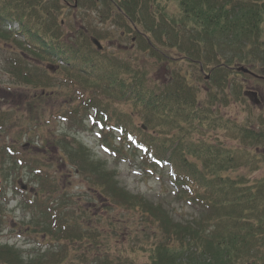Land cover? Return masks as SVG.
<instances>
[{
    "label": "trees",
    "instance_id": "16d2710c",
    "mask_svg": "<svg viewBox=\"0 0 264 264\" xmlns=\"http://www.w3.org/2000/svg\"><path fill=\"white\" fill-rule=\"evenodd\" d=\"M71 17L74 22L93 17L94 22L75 28ZM100 24L119 30L120 40L131 37L130 45L138 53L124 57L106 45L97 50L93 40L110 44L114 35L99 29ZM263 28L264 0H0V67L20 83L37 88L56 77L39 65L50 63L56 74H63L66 85L81 87L66 108L50 115L66 126L60 141L67 164L97 184L101 194L117 190L125 195L126 208L156 226L163 241L140 249L147 252L149 264H264V178L231 175L246 167L254 171L259 159L253 151L210 142L207 136L228 132L249 148L264 146L263 116L255 119L261 129H252L212 111L219 103L229 105L232 96L244 101L242 93L228 85L227 76L236 67L255 69L257 62L264 63ZM164 68L168 78L154 79ZM201 82L207 86L202 102L198 96L203 92L196 87ZM30 102L35 105L31 114L1 109L0 132H26L25 119L38 120V103ZM85 123L113 159L139 161L138 167L149 175L166 172L173 197L192 212L191 219L175 221L161 204L111 187L115 172L90 161L84 146L76 142L74 135ZM70 134L71 139L65 138ZM4 163L28 170L44 187L50 182L42 163L13 144L0 148V164ZM42 188L35 202L26 197L23 201L41 214L35 215L41 236L74 248L86 244L87 252L90 244L97 247L91 230L82 231L61 215L63 209L39 199ZM57 246L54 252L32 254L29 264H63L71 252L79 264L87 263L78 248L69 253L66 246L63 250ZM25 262L17 249L0 245V264ZM95 264L132 261L108 255L96 258Z\"/></svg>",
    "mask_w": 264,
    "mask_h": 264
},
{
    "label": "rangeland",
    "instance_id": "374dc122",
    "mask_svg": "<svg viewBox=\"0 0 264 264\" xmlns=\"http://www.w3.org/2000/svg\"><path fill=\"white\" fill-rule=\"evenodd\" d=\"M68 12L67 10L63 11V13ZM92 18L90 17V22H94L91 20ZM70 21L75 23V28L86 26V23L89 24V21H80L79 18L74 22L71 17ZM98 28L114 32L110 44L100 42L102 45L108 46L110 51L116 54L119 52L124 53V57L126 55L132 57L138 53L130 45L131 37L123 41L118 39L119 30H116L113 26L100 24ZM262 36L264 37V34ZM31 63L39 64L32 59ZM39 65L45 70L54 72L53 75H56V77L47 79L48 84L46 86L37 88L20 83V80H16L0 67V111L17 108L22 113L31 114V108H35L34 103L31 104V100H34L39 106V109H36L38 113L37 121L31 123L25 119L26 132L20 133L16 129L11 133L0 132V148L4 144L15 145L17 149L27 154V157L36 159L40 164L42 163L41 168L50 175V182L46 183V187H44L41 185L43 181L41 182L39 178L32 176L28 170H18L7 163L0 164V180L3 181L1 187L4 193V198L0 196V245H8V247L17 249L21 254V259L26 260L25 264L30 263L32 254L37 256V254L47 250L51 252L59 250L57 245H61L62 250L63 246H66L69 253L74 248L68 242L61 241L58 243L44 239L39 233L40 225H36L39 219L36 220L35 215L41 216L39 212H36L37 207L33 206L31 210L23 204L25 197L35 202L36 192L43 186L44 193L39 195L40 198L38 196L42 202H48L53 209H63L61 215L66 216L67 221L76 224L82 231L88 229L91 230L92 234L97 235L99 245L93 247L94 245L90 244L92 250H88V252L85 251L86 244L74 245L78 248V255H81V252L85 253L86 264H95L96 258L102 259L108 255L112 259L123 256L128 261H132V264H149L147 252L144 253L140 249L163 241L164 238L158 233L156 226L147 224L145 219L141 218L136 212L128 210L126 207L129 201L124 198L125 195L119 194L117 190L113 193L112 191H105V195L101 194V189L97 184L84 178L83 174L81 175L74 165L67 164L66 150H64V144L60 141V138L65 136L63 134L66 132V126L59 119L50 115L66 108L69 100L78 97L76 94L81 87L74 88L69 84L66 85L63 74H56L57 70L55 71L52 64L42 62ZM256 65L255 69L247 67L255 75L264 77V63L257 62ZM169 74L167 69H159L157 75L154 74L156 76L154 79L166 80ZM205 75H209L207 71ZM227 77L229 80L228 85L231 86V89L239 90L244 101L241 102L232 96L229 105L219 103L215 106L216 108H212V111L217 116L229 119L242 126L261 129L255 119L258 115L264 117V88L261 87L262 83L251 76L237 74L235 71L230 72ZM196 87L201 93L203 92L198 96V99L202 102L205 100L206 93H204V90L207 86L205 87L201 82L196 83ZM248 91L258 93L261 109L256 108L258 106L255 105V102L245 96ZM135 122L137 124L141 122L140 117L137 115H135ZM84 125L83 131L74 135L76 142L84 146L90 161L103 163L104 169L108 173L115 172V176L111 179L112 183L109 184L111 187L116 185L115 187L123 190L126 196H141L154 204H161L175 221L183 222L191 219L192 212L184 207L181 202L177 203V200L173 197V187L167 178L166 172L155 170L152 175H149L138 167L139 161L135 164L133 161L124 162L122 159H113L102 149L97 133L91 130L88 123ZM207 136L210 142L216 143L218 141L230 148H240L244 151L256 153L259 166L254 171L248 167L241 168L238 172L231 174L232 177L241 175L252 180L264 178V155L261 154L264 146L262 144L257 145V149H254V146L249 148L241 144L239 140H234L228 132H208ZM65 138L71 139V134L66 135ZM115 142V144H118L119 141L115 140ZM49 184L50 187L47 188ZM19 186L25 187L23 194ZM50 244L53 245L50 246ZM63 264H79V262L75 261L73 252H71L69 258Z\"/></svg>",
    "mask_w": 264,
    "mask_h": 264
},
{
    "label": "flooded vegetation",
    "instance_id": "af4514ba",
    "mask_svg": "<svg viewBox=\"0 0 264 264\" xmlns=\"http://www.w3.org/2000/svg\"><path fill=\"white\" fill-rule=\"evenodd\" d=\"M258 78H254L255 80H257L258 82H261V87L264 88V77L263 76H257ZM245 96L247 97H250L256 104V108H260L261 109V101L259 100V97H258V93L255 91L251 92V91H248L245 93Z\"/></svg>",
    "mask_w": 264,
    "mask_h": 264
},
{
    "label": "water",
    "instance_id": "95a60500",
    "mask_svg": "<svg viewBox=\"0 0 264 264\" xmlns=\"http://www.w3.org/2000/svg\"><path fill=\"white\" fill-rule=\"evenodd\" d=\"M93 44L97 47L98 50L101 49V46L99 45L98 42H96L95 40H93ZM236 72L242 73V74H251L247 69H245L244 67H240L236 69ZM22 190H25L24 186H21Z\"/></svg>",
    "mask_w": 264,
    "mask_h": 264
}]
</instances>
